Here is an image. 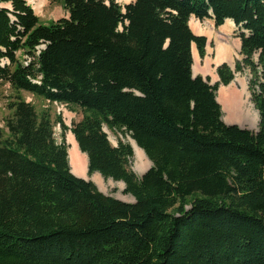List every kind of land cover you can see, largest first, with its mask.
Wrapping results in <instances>:
<instances>
[{
  "label": "trees",
  "instance_id": "16d2710c",
  "mask_svg": "<svg viewBox=\"0 0 264 264\" xmlns=\"http://www.w3.org/2000/svg\"><path fill=\"white\" fill-rule=\"evenodd\" d=\"M1 3L0 84L12 93L0 264H264V0H60L68 16L48 23L26 0ZM192 16L243 29L242 60L218 65L213 84L191 73V44L199 57L206 46ZM242 66L257 130L225 123L216 100ZM23 91L81 118L68 128ZM104 126L129 134L150 168L138 176L131 145H113ZM67 130L86 172L122 182L133 202L71 172Z\"/></svg>",
  "mask_w": 264,
  "mask_h": 264
},
{
  "label": "bare ground",
  "instance_id": "6f19581e",
  "mask_svg": "<svg viewBox=\"0 0 264 264\" xmlns=\"http://www.w3.org/2000/svg\"><path fill=\"white\" fill-rule=\"evenodd\" d=\"M44 0H38L34 5V11H40ZM1 5V4H0ZM200 23L196 19L189 21V26L194 30ZM230 31L227 29V23L221 28V33L224 31ZM239 49V40H232L230 42H220L216 46V52L213 57H205L200 60L199 57L194 56L192 61V73H202V75H209L210 79L215 77V67L220 62H228L232 66L233 57ZM246 96H248L246 90V83L240 76L235 74L233 80L227 85H220L216 92V100L220 104L222 111V119L225 122H240V123H258L257 111L247 101L245 102ZM69 112L65 113V121L69 119ZM66 143L68 144L67 155L70 170L73 174L79 175L84 174L86 176V156L80 152L76 141L70 131L66 132L65 136ZM128 143L132 145L134 164L133 170L135 173L144 171L150 166L149 160L146 158L143 151L136 145V143L129 137L127 138ZM92 181L97 185L98 189H101L104 179L98 174L93 173L91 175ZM110 181V179H108ZM107 183V182H106ZM120 183V182H118Z\"/></svg>",
  "mask_w": 264,
  "mask_h": 264
},
{
  "label": "rangeland",
  "instance_id": "374dc122",
  "mask_svg": "<svg viewBox=\"0 0 264 264\" xmlns=\"http://www.w3.org/2000/svg\"><path fill=\"white\" fill-rule=\"evenodd\" d=\"M37 1L38 0H26V2L31 6L32 9H33V5ZM115 1L120 3L121 5H125V4H127L129 2H131L132 0H115ZM43 2H44L43 6H42L40 11H34V9H33V12L39 17V20L41 22L48 23L50 21H56V20H58V19H60L62 17H67L68 16V13L61 7V5L59 3L60 0H44ZM1 5L2 6H10L9 3H1ZM199 21L202 23V25L206 29H209L208 31L212 32L211 35H208L207 33L205 34L206 35V43H207L206 45L209 48V52H207L206 46H205V55H204V57H199V58L203 59L206 56L213 57L214 56V50H215V48H214L215 47V42H214L215 39L213 37V34L219 35V31H218L219 30L218 29L219 26L215 27L212 19H203V20H199ZM211 23H212V25H211ZM231 31H232V33L230 32V34L228 35L227 38L226 37L224 38V37L220 36L219 37L220 40L223 41V42H230L232 40H236V38L239 39L237 37V35H238V33L240 31H243V29H239L237 26H235V28L233 30H231ZM239 49H240V47H239ZM239 49H238V51L236 53V56L232 58L233 59L232 64H234V67H235V62L236 61H241L242 60V55L239 53ZM16 54L22 60L25 59V55H23V54L20 55L19 52H17ZM256 59H257V55H254V60H256ZM4 62H5L4 60L0 61L1 64H4ZM217 66L218 65H216V67ZM216 67H215V70H216ZM235 74L240 76V78H242V80L245 81L246 90L248 92V96H246L245 102L247 103V101H248L252 105L253 103H252V101L250 99L251 96H250V92L248 90V83H249V80L252 77L249 68H247L246 66H242V69L240 71L234 72V76H235ZM195 75H198V74H195ZM203 76H206V78H209V80L212 81L208 75H203ZM214 81H216V80H214ZM219 86H218V88H219ZM217 91H218V89H217ZM10 93H12V92H11V89L9 88V85L7 83H3V84L1 83L0 84V125L2 124L3 116L8 113V110L6 108V100H7V96ZM21 93H22V96L27 101H31V102L35 103L38 106V109H41V108H44V107H49V109L51 111L52 118H55V116L57 114H59L61 116L64 124L67 125L68 128L71 127L72 122L78 121L81 118V113L79 112V110L71 111L67 106H65V104H60V103H56V102L49 103L47 101L38 103L39 100L37 98H34L31 93L25 92V91H23ZM247 105H249V104L247 103ZM252 107H253V105H252ZM66 112H69V114H70L69 119L67 121H65V113ZM247 122L248 121H246L245 123H240V122L238 123V122H231L230 121V122H227V123H231V124L234 123V124H237V125H239L241 127L249 128L251 130H257L258 123L254 124V122H252V123H247ZM104 129L106 130V133H107L111 143L116 144L118 139H121L124 142H128L127 138H129V134L121 133L120 131H111V130L107 129L105 126H104ZM67 131H65L64 136H63V140L65 142H66L65 136H66V132ZM54 137H55L57 142H60L61 139H62L61 129H60L58 124H56L54 126ZM67 146H68V144H67ZM133 164H134V157L132 156V159H131L132 168H133ZM150 166H148L144 171H142L140 173H136V174L137 175L143 174L146 170H148L150 168ZM92 174H88L86 172V176H87L88 180H92L91 179V175ZM118 185H119L118 181H114L112 179H110V181H109L108 179H104V183H102V186H100L101 190L100 189L99 190L102 191L105 194L114 196L116 198H120V199L124 198L126 200L132 201L131 200L132 199L131 196H129L128 194H124L123 193V188L124 187L121 189ZM126 200H124V201H126Z\"/></svg>",
  "mask_w": 264,
  "mask_h": 264
},
{
  "label": "crops",
  "instance_id": "0c3cea01",
  "mask_svg": "<svg viewBox=\"0 0 264 264\" xmlns=\"http://www.w3.org/2000/svg\"><path fill=\"white\" fill-rule=\"evenodd\" d=\"M191 19H195V18H193V16L192 17H190L189 18V21L191 20ZM197 20V19H196ZM189 21H188V25H189ZM199 23H200V25L198 26V27H195V29L193 30L190 26H189V28L191 29V31L194 33V34H196V35H203V36H205L206 37V33L208 34V35H211V33L212 32H210V31H208L209 29H206L203 25H202V23L199 21V20H197ZM227 23V29L228 30H230V31H224V34H222L221 33V28L224 26V24H226ZM211 25H212V23H211ZM235 28V25H234V23L230 20V19H226L225 21H224V23L222 24V25H220L219 26V35H215V34H213V37H214V39H215V50H214V54H215V52H216V46H217V44L218 43H220V42H223V41H221L220 40V36H222V37H228V35L230 34V32L232 33V31L231 30H233ZM236 40H239V39H237L236 38ZM207 44V43H206ZM206 50H207V52H209V48L207 47V45H206ZM191 55H192V61H193V59H194V56H197V57H199L198 56V54H197V51H196V48H195V45L192 43V45H191ZM207 57V56H206ZM210 57V56H209ZM200 60H202V59H200ZM221 63V62H220ZM228 63V62H227ZM218 65V64H217ZM195 74H198V75H200L201 74V76H203L202 75V73H195ZM209 76V75H208ZM217 75H216V73H215V77L213 78V79H211L212 81H214V80H217ZM248 93V92H247ZM227 123V122H226ZM76 176H79V177H84L85 178V175L84 174H79V175H76ZM118 182H120V181H118ZM119 185V187L122 189L123 188V184H122V182H120V183H118ZM101 190V189H100ZM130 196V195H129ZM131 200H133V197L131 196ZM122 199V198H121ZM122 200H126V199H122ZM127 202H130L129 200H126Z\"/></svg>",
  "mask_w": 264,
  "mask_h": 264
},
{
  "label": "water",
  "instance_id": "95a60500",
  "mask_svg": "<svg viewBox=\"0 0 264 264\" xmlns=\"http://www.w3.org/2000/svg\"><path fill=\"white\" fill-rule=\"evenodd\" d=\"M10 5V4H9ZM1 7H7V8H10V6H2V5H0ZM222 63H226V62H222ZM221 64V63H220ZM219 64V65H220ZM233 71H234V64H232V66L230 65V64H228V63H226ZM191 73H192V65H191ZM192 76H196L195 74H193L192 73ZM203 78H206V76H202ZM218 80V79H217ZM216 80V81H217ZM216 81H210L209 80V82H210V84H213V83H215ZM217 92V91H216ZM223 120V119H222ZM224 121V120H223ZM225 122V121H224ZM226 123V122H225ZM227 124H231V123H227ZM234 124V123H233ZM103 130H104V132H106V130L103 128ZM108 139H109V137H108ZM110 140V139H109ZM113 144V143H112ZM130 144V143H129ZM113 145H115V144H113ZM131 145V144H130ZM131 147H132V145H131ZM133 169V168H132ZM72 172V171H71ZM142 175V174H141ZM141 175H138V176H141ZM82 178H84V177H82ZM85 179H87V176L85 177ZM92 181V180H91ZM118 199H120V198H118ZM120 200H122V199H120ZM124 201V200H123ZM134 201V199L132 200V201H130V202H133Z\"/></svg>",
  "mask_w": 264,
  "mask_h": 264
}]
</instances>
